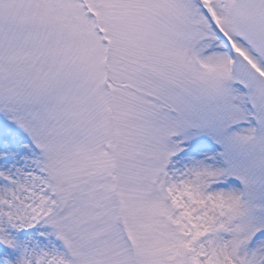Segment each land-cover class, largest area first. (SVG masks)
<instances>
[{
	"label": "snow or ice",
	"instance_id": "1",
	"mask_svg": "<svg viewBox=\"0 0 264 264\" xmlns=\"http://www.w3.org/2000/svg\"><path fill=\"white\" fill-rule=\"evenodd\" d=\"M0 264H264V0H0Z\"/></svg>",
	"mask_w": 264,
	"mask_h": 264
}]
</instances>
